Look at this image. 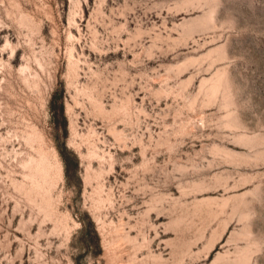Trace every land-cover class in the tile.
<instances>
[{"label":"rangeland","instance_id":"obj_1","mask_svg":"<svg viewBox=\"0 0 264 264\" xmlns=\"http://www.w3.org/2000/svg\"><path fill=\"white\" fill-rule=\"evenodd\" d=\"M0 264H264V0H0Z\"/></svg>","mask_w":264,"mask_h":264}]
</instances>
